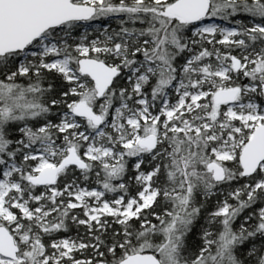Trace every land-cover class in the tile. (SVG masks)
<instances>
[{"label":"snow or ice","instance_id":"1","mask_svg":"<svg viewBox=\"0 0 264 264\" xmlns=\"http://www.w3.org/2000/svg\"><path fill=\"white\" fill-rule=\"evenodd\" d=\"M0 264H264V0H0Z\"/></svg>","mask_w":264,"mask_h":264}]
</instances>
